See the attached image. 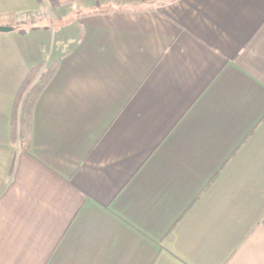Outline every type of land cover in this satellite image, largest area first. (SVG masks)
<instances>
[{"label":"crops","instance_id":"0c3cea01","mask_svg":"<svg viewBox=\"0 0 264 264\" xmlns=\"http://www.w3.org/2000/svg\"><path fill=\"white\" fill-rule=\"evenodd\" d=\"M54 1L0 0V264H264V0Z\"/></svg>","mask_w":264,"mask_h":264},{"label":"trees","instance_id":"16d2710c","mask_svg":"<svg viewBox=\"0 0 264 264\" xmlns=\"http://www.w3.org/2000/svg\"><path fill=\"white\" fill-rule=\"evenodd\" d=\"M49 2L56 6L54 0H49ZM15 29H19V26ZM56 67V62H51L47 68L40 64L33 66L16 94L10 123V139L13 143L17 142L24 151H28L30 147L33 108L40 96L39 94L43 92L52 79Z\"/></svg>","mask_w":264,"mask_h":264},{"label":"water","instance_id":"95a60500","mask_svg":"<svg viewBox=\"0 0 264 264\" xmlns=\"http://www.w3.org/2000/svg\"><path fill=\"white\" fill-rule=\"evenodd\" d=\"M12 28L11 27H1L0 26V32H11Z\"/></svg>","mask_w":264,"mask_h":264},{"label":"rangeland","instance_id":"374dc122","mask_svg":"<svg viewBox=\"0 0 264 264\" xmlns=\"http://www.w3.org/2000/svg\"><path fill=\"white\" fill-rule=\"evenodd\" d=\"M45 13H46V12H45ZM45 13H44V14H45ZM35 24H37V23H34V25H35ZM19 112H20V111H19Z\"/></svg>","mask_w":264,"mask_h":264}]
</instances>
